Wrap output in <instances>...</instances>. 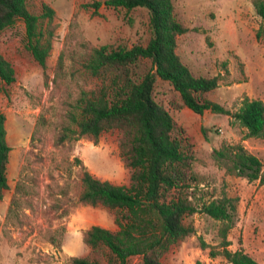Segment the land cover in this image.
Returning a JSON list of instances; mask_svg holds the SVG:
<instances>
[{
	"label": "rangeland",
	"instance_id": "obj_1",
	"mask_svg": "<svg viewBox=\"0 0 264 264\" xmlns=\"http://www.w3.org/2000/svg\"><path fill=\"white\" fill-rule=\"evenodd\" d=\"M104 0H26L32 13L45 3L54 11L51 48L42 69L25 48L21 20L0 31V54L14 70V81H0V112L10 148L7 189L0 202V264H70L84 256L82 232L91 225L115 229L113 212L77 200L86 169L114 184H128L129 169L120 158L117 130L100 133L95 142L81 137L55 145L56 131L67 123L85 81L80 58L92 47L145 44L151 35L144 7L110 8ZM174 17L187 31L176 40V53L194 75L216 76L217 86L205 96L233 112L245 97L264 98V42L256 39L261 24L251 0H171ZM61 57L62 74L56 76ZM136 77L152 73L147 59L132 67ZM46 76V81L44 77ZM152 95L170 113L176 129L191 143L193 170L202 180L192 201L222 195L236 197V210L226 235L229 250L241 247L264 264V179L248 181L225 173L211 157L222 142L239 143L257 157L264 171V139L248 136L229 114L205 110L195 114L179 107L167 81L155 78ZM78 159L80 162H77ZM16 183L18 206L6 218ZM196 212L185 218L193 232L161 256L164 264H229L220 254V222ZM53 239V241L51 240ZM137 256L128 264H138Z\"/></svg>",
	"mask_w": 264,
	"mask_h": 264
},
{
	"label": "trees",
	"instance_id": "obj_2",
	"mask_svg": "<svg viewBox=\"0 0 264 264\" xmlns=\"http://www.w3.org/2000/svg\"><path fill=\"white\" fill-rule=\"evenodd\" d=\"M103 4L125 10L144 7L151 35L145 44L92 47L80 58L85 83L75 99L74 111L67 114V123L56 131L53 142L59 145L81 137L95 142L102 132L119 131L120 158L129 169V181L127 185L114 184L82 170L77 200L111 210L115 229L89 226L81 235L88 253L69 256V263L128 264L129 258L137 256L138 264H164L160 258L168 248L193 232L185 218L198 206L200 213L220 222V254L229 264H259L241 247L226 248L236 197L222 195L198 205L192 201L202 177L192 168L191 143L174 133L176 125L170 113L154 99L152 91L156 77L167 81L178 94L177 106L195 114L205 110L229 114L248 136L262 139L264 98L245 97L230 113L205 96L217 86V77L194 75L180 60L175 51L176 40L187 28L174 17L171 0H104ZM251 5L261 20L254 36L264 42V0H251ZM53 17V9L45 3L40 4L38 13H32L26 0H0V31L21 20L25 48L42 69L51 48ZM139 59L149 60L153 72L136 77L132 67ZM55 74H62L60 56ZM0 81L6 85L14 81L13 67L1 54ZM4 120L0 112V200L7 189L10 150ZM211 157L229 175L248 181L264 179L259 159L239 143L222 142L212 150ZM21 190L16 183L6 218L18 206Z\"/></svg>",
	"mask_w": 264,
	"mask_h": 264
},
{
	"label": "crops",
	"instance_id": "obj_3",
	"mask_svg": "<svg viewBox=\"0 0 264 264\" xmlns=\"http://www.w3.org/2000/svg\"><path fill=\"white\" fill-rule=\"evenodd\" d=\"M0 202H1V200H0Z\"/></svg>",
	"mask_w": 264,
	"mask_h": 264
}]
</instances>
